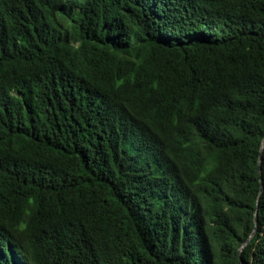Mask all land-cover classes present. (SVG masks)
I'll use <instances>...</instances> for the list:
<instances>
[{"label": "trees", "instance_id": "trees-1", "mask_svg": "<svg viewBox=\"0 0 264 264\" xmlns=\"http://www.w3.org/2000/svg\"><path fill=\"white\" fill-rule=\"evenodd\" d=\"M0 264H264V0H0Z\"/></svg>", "mask_w": 264, "mask_h": 264}]
</instances>
